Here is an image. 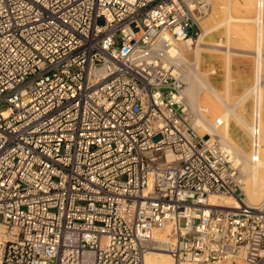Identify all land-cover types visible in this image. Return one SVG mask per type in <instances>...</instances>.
Wrapping results in <instances>:
<instances>
[{
  "label": "built area",
  "instance_id": "built-area-1",
  "mask_svg": "<svg viewBox=\"0 0 264 264\" xmlns=\"http://www.w3.org/2000/svg\"><path fill=\"white\" fill-rule=\"evenodd\" d=\"M208 10L0 0V264H144L168 225L174 264H264V199L247 202L234 146L199 132L168 54Z\"/></svg>",
  "mask_w": 264,
  "mask_h": 264
},
{
  "label": "bare ground",
  "instance_id": "bare-ground-1",
  "mask_svg": "<svg viewBox=\"0 0 264 264\" xmlns=\"http://www.w3.org/2000/svg\"><path fill=\"white\" fill-rule=\"evenodd\" d=\"M227 8L232 6V0H227ZM226 8V11L228 10ZM231 9V8H230ZM229 12L227 11V14ZM228 23L227 30L229 35H231V23L234 22H245L248 20L255 21L257 24V62L256 69L254 72V81L251 89L242 93V95L234 102L232 105H228L227 110L223 112L215 121L210 120L204 113H199L203 111L200 107V96L204 90H210L216 98V102L220 105L226 104L228 101L229 91L232 82L235 79L234 68L235 64L230 55L227 58V75L225 80L226 93L221 94L216 91L213 85L209 82L204 72L200 71L199 59L196 60L194 67L190 72L183 70V66L186 65L187 60L183 56L182 48L180 42L173 40L171 42L172 48L169 49L168 54L171 55V59L177 63L180 78L184 82L182 99L185 105L190 110L189 114H194L193 120L197 128H200L201 134H213L219 137L226 144L234 145V154L236 161L240 167L243 174L241 178L242 188L246 194V200L252 205H257L264 199V95H263V61H262V46L264 44V0H257L256 14L253 18H246L241 16H235L232 13L227 15ZM224 24V23H223ZM221 25L217 23L216 26ZM216 26L206 28L203 30L202 34L198 39V45L196 48L197 54L202 47L205 35L216 29ZM230 40V39H229ZM185 42V47L190 49L191 41ZM206 44V42H204ZM209 46V45H208ZM218 46V45H217ZM211 47V46H210ZM213 47V46H212ZM193 64V63H191ZM190 64V65H191ZM188 65V63H187ZM189 66V65H188ZM188 69V67L186 68ZM249 98H253L254 103L253 114L251 120L246 119V117L239 111L241 105H243ZM226 102V103H225ZM197 111V116L195 117V112ZM231 116L237 121V126L242 130V138L245 139L246 144L243 146H238L234 138L230 137L231 132ZM198 118V119H197ZM258 141L260 145V154L256 161L252 159V144ZM207 203L210 205L217 206H233L238 207L237 202L232 197L210 195L207 198ZM154 235L158 238L159 243L156 247L149 250L144 257V264H174L172 256L166 249L165 242L169 240L170 237V225L165 229H154Z\"/></svg>",
  "mask_w": 264,
  "mask_h": 264
},
{
  "label": "rangeland",
  "instance_id": "rangeland-1",
  "mask_svg": "<svg viewBox=\"0 0 264 264\" xmlns=\"http://www.w3.org/2000/svg\"><path fill=\"white\" fill-rule=\"evenodd\" d=\"M223 1L209 0V10L208 14L200 22V29H198V35L194 38V43L191 49H187L184 44L181 43V48L184 58L187 60L186 65L183 66V70L190 72L195 65L197 58L196 47L197 42L205 28H210L216 26L220 22L221 25L216 26V29L209 31L205 37L202 47L200 48V71L206 73V77L214 85L212 79H218L223 77L224 72L226 76V62L228 55L231 56L235 68L234 76L235 79L232 82L228 101L224 105L218 107L214 106V96L213 94L202 95V100L200 102V107L208 106L209 110L207 112L199 111V113H204L207 117L215 121L216 118L223 112L227 110L228 105L234 104V102L242 95V93L251 89L254 81V72L256 69L257 62V24L255 21L248 20L245 22H232L231 23V35L227 30L228 14L232 13L235 16H243L246 18H253L256 14L257 0H232V6L227 8L224 6ZM227 11L229 12L227 14ZM231 8V9H230ZM226 20V21H225ZM224 23V24H223ZM230 39V40H229ZM206 42V44H204ZM209 45V46H208ZM218 45V46H217ZM211 46V47H210ZM213 46V47H212ZM262 61H263V79H264V44L262 46ZM193 63V64H191ZM191 64V65H190ZM188 67V69H186ZM224 84V83H223ZM222 94L226 93L224 86L221 88L214 86ZM263 95H264V80H263ZM253 98H249L241 107L239 111L246 117V119L251 120L253 114L254 103ZM264 107V101H263ZM190 109V108H189ZM190 112V110H189ZM197 111L195 112V117L197 116ZM194 114L192 115V119ZM199 116V115H198ZM197 116V117H198ZM200 117V116H199ZM198 119V118H197ZM231 132L230 137L234 138L238 146H243L246 141L241 136L242 130L237 126V121L231 116ZM195 123V121L193 120ZM201 127L198 128L200 131ZM234 146V145H233ZM243 177V174L241 178ZM183 223V221H182Z\"/></svg>",
  "mask_w": 264,
  "mask_h": 264
},
{
  "label": "crops",
  "instance_id": "crops-1",
  "mask_svg": "<svg viewBox=\"0 0 264 264\" xmlns=\"http://www.w3.org/2000/svg\"><path fill=\"white\" fill-rule=\"evenodd\" d=\"M214 1H223L225 4H224V6L226 5V2H227V0H214ZM220 23V22H219ZM206 29V28H205ZM197 45H198V42H197ZM197 48V47H196ZM200 51V50H199ZM196 55H197V58L199 59V57H200V52H199V54H197V52H196ZM228 58V57H227ZM200 61V60H199ZM226 64H227V62H226ZM200 65V64H199ZM206 74V73H205ZM226 75H227V68H226ZM208 79V78H207ZM209 80V79H208ZM212 80H214V81H212L213 83H214V85L210 82V80H209V82L213 85V87L214 86H217L218 88H221L222 87V85L224 86V88H225V90L227 91V89H226V86H225V80H226V76H225V72H224V75H223V77H221V78H218V79H212ZM224 83V84H223ZM215 88V87H214ZM216 89V88H215ZM216 91L217 92H219L217 89H216ZM213 94L210 90H204L202 93H201V96L202 95H204V94ZM219 93H221V92H219ZM222 94V93H221ZM200 96V102H201V100H202V97ZM213 96H214V106H216V105H218V107H220V106H222V105H220V104H218L217 102H216V98H215V95L213 94ZM203 108V111L204 112H207L208 110H209V108H208V106H204V107H202ZM222 114V113H221ZM220 114V115H221ZM206 115V114H205ZM219 115V116H220ZM207 116V115H206ZM218 116V117H219ZM217 117V118H218Z\"/></svg>",
  "mask_w": 264,
  "mask_h": 264
},
{
  "label": "water",
  "instance_id": "water-1",
  "mask_svg": "<svg viewBox=\"0 0 264 264\" xmlns=\"http://www.w3.org/2000/svg\"><path fill=\"white\" fill-rule=\"evenodd\" d=\"M208 136H206V138H207Z\"/></svg>",
  "mask_w": 264,
  "mask_h": 264
}]
</instances>
